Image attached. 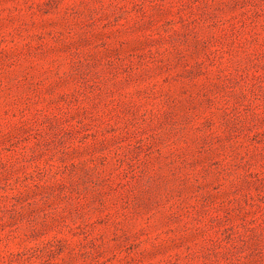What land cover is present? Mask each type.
Wrapping results in <instances>:
<instances>
[{
    "label": "rangeland",
    "instance_id": "374dc122",
    "mask_svg": "<svg viewBox=\"0 0 264 264\" xmlns=\"http://www.w3.org/2000/svg\"><path fill=\"white\" fill-rule=\"evenodd\" d=\"M0 264H264V0H0Z\"/></svg>",
    "mask_w": 264,
    "mask_h": 264
}]
</instances>
